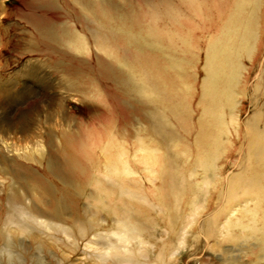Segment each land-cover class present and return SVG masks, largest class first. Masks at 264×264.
I'll use <instances>...</instances> for the list:
<instances>
[{
	"label": "bare ground",
	"instance_id": "1",
	"mask_svg": "<svg viewBox=\"0 0 264 264\" xmlns=\"http://www.w3.org/2000/svg\"><path fill=\"white\" fill-rule=\"evenodd\" d=\"M180 2L188 11L199 12L197 0ZM226 6L230 8L226 10ZM204 10L207 16L203 28L216 32L207 45L206 75L196 105L192 77L186 82L183 67L180 74H174L173 70L168 73L162 66L166 57L170 58L172 66L180 63L181 57L184 61L187 53L191 58L185 45L186 42L189 47L194 45L189 31L193 23L176 7L168 11L175 30L157 28L151 40L139 33L137 19L130 22L126 30L107 29L105 21L87 19L88 33L97 49L106 51L114 47L125 59H135L140 67L144 63L149 66L147 71L142 66L138 75L142 96L136 106L120 103L125 120H145L162 142L185 141L181 132L195 134L193 141L198 155H192L189 164L196 169L203 168L209 175L203 181L199 198L189 202L193 191L190 183L188 186L184 176L177 177L171 170L173 166L184 165L179 154L191 158L184 149L168 151L166 156L151 149L143 156L145 161L159 166V178L150 179L158 189L156 193L142 188L141 177L131 176L135 171L124 160L122 147H118L119 150L107 145L102 147L105 158L102 174L90 146H86L81 136L71 143V153L65 151L64 161L48 154L39 159L40 169L18 166L9 159L10 164L1 172L0 183L6 179L4 176L13 182L15 179L23 182L25 192L32 193L40 208L32 206L26 195L22 200L17 199L10 187L8 210L0 217V264H72L68 257H60L52 251L51 244L42 235L50 237L54 245L66 247L68 253L81 246L88 257L100 264L108 261L112 264H170L168 255L172 256L179 249L192 264H203L198 251L208 239L216 241L215 247L220 250V256L211 264H216V260L220 261L218 264H264V101L244 120V130L235 132L241 145H231L228 138L229 128L237 124L234 118L240 109L233 101L235 89L243 94L250 83L252 103L264 94V0H204ZM224 12L227 16L221 18ZM37 31L45 39H56L53 28ZM65 35L64 43L69 48L90 49L89 40L80 32ZM178 48L180 54H177ZM244 57L253 66V72L244 64ZM157 77L162 81L156 80ZM70 87V90L85 91L81 85ZM197 107L201 108V114L195 120ZM165 109L171 113L172 120ZM227 111L230 122L225 121ZM6 147L1 149L10 152ZM2 152L0 159L8 162ZM226 153L229 159L218 164ZM20 156L26 157V154ZM165 161L167 164L162 165ZM149 171L154 173V170ZM35 185L41 188L39 193H35ZM209 186L213 188L211 192ZM189 204L193 208L184 215ZM163 209L164 216H158ZM178 212H183L184 227L188 229H182L176 247L165 248L168 253L164 254L156 242L162 239L157 236L159 222H175ZM9 227L24 235L28 245L17 240V234L10 232ZM89 235L91 237L87 238ZM101 240L107 242V246L97 247ZM222 242H240V258L222 250Z\"/></svg>",
	"mask_w": 264,
	"mask_h": 264
},
{
	"label": "rangeland",
	"instance_id": "2",
	"mask_svg": "<svg viewBox=\"0 0 264 264\" xmlns=\"http://www.w3.org/2000/svg\"><path fill=\"white\" fill-rule=\"evenodd\" d=\"M197 1L198 13L188 11L180 0H0V151H3L2 157L8 159V162L0 159V176H3L1 172L10 164L9 159H13L15 165L37 169L42 167L39 159L47 157L48 154L54 155L59 161H64L65 151L71 153L73 146L71 143L81 136L86 146H90L102 174L105 173L102 147L112 146L116 150L122 147L125 150L124 160L132 165L135 171L131 176L141 177L142 188L155 193L158 189L150 179L159 178V166L145 161L143 156L151 149L163 156H166L168 151L184 149L189 152L191 158L179 154L184 165L173 166L171 170L177 177L184 176L188 180L185 182L188 186L190 183L193 191L188 197L189 202L197 200L202 193L203 181L206 175L207 177L209 175L203 168L196 169L189 164L192 155L193 157L198 155L193 141L195 134L187 135L181 132L180 136L185 141L177 139L162 142L156 132L150 131L145 120L138 118L125 120L120 103L126 102L133 107L136 106L137 100L142 96L138 88L140 82L138 75L142 66L145 71L149 66L144 63L140 67L135 59H125L123 53L114 47H109L106 51L97 49L87 29L88 18L95 22L105 21L107 29L116 30L128 29L129 23L137 19L140 24L139 33L143 38L151 40L157 28H163L168 32L171 29L175 30L168 11L173 6L176 7L193 23L189 31L190 40H193L194 45L189 47L187 42L185 45V50L190 51L192 59L187 53L184 61L181 57L180 63L172 66L170 58L166 57L162 66H165L168 73L173 70L174 74H180V67H183L186 82L191 81L189 78L192 77L191 82L195 87L193 102L196 105L202 93L201 83L206 75L204 65L207 60V45L216 32L204 29L207 16L204 0ZM225 8L227 10L230 6ZM226 16L224 12L221 18ZM49 27L53 28L56 39H45L37 31L39 28L43 30ZM66 32L83 34L89 40L90 49L87 51L69 48L64 43V39L67 38ZM177 54H180L179 48ZM243 61L253 72L250 61L245 57ZM155 79L162 81L161 77ZM72 84L75 87L81 85L85 91L70 90ZM249 85L250 83L243 94H238L240 93L238 89H235L233 94V101L239 104L240 109L236 111L234 118L237 124L229 128L228 138L231 145H241L235 132L244 130L247 117L264 101V94L259 95L256 103L250 101ZM160 108L157 109L162 113ZM164 111L172 120L171 113L166 109ZM200 114L201 108L197 107L194 119L196 120ZM225 121L230 122L228 111ZM177 128L180 130V126L177 125ZM3 146H8L6 148L11 151L2 150ZM23 153L26 157L20 156ZM228 155L229 153L222 155L217 163H225L230 157ZM166 164V161L162 163ZM148 169L154 170V173H150ZM224 171L225 168L220 175L223 176ZM4 177L6 179L0 183V217L8 210L6 202L9 199L8 195L11 194V188L17 199L22 200L26 195L32 206L40 208L39 204L34 202L32 193L25 192L23 182L18 179L13 182L7 176ZM34 189L35 193L41 190L37 185ZM212 190L213 188L209 186L208 191ZM43 196L48 198L46 195ZM192 208L190 204L186 206L184 215L190 213ZM164 213L163 209L157 215L164 216ZM184 215L183 212H178L176 221L171 224L166 221H163V224L159 222L157 236L162 239L156 242L159 249L162 247L164 254L168 253L165 248L176 247L182 229H188L184 227ZM8 229L17 234L14 228ZM42 237H46L52 251L60 257H68L72 264H100L92 257H88L81 246L78 250L68 253L66 247L54 245L50 237L46 235ZM90 237L89 235L87 238ZM16 239L24 241L25 246L28 245V239L22 234H17ZM215 243L213 239L203 242L198 251L200 262L211 264L220 256V250L216 249ZM222 243V250L240 258V242ZM102 245L107 246V242L101 240L97 247L101 248ZM167 260L170 264H192L182 249L177 250L172 256L168 255ZM219 262L215 261L216 264ZM105 264L112 263L108 261Z\"/></svg>",
	"mask_w": 264,
	"mask_h": 264
}]
</instances>
